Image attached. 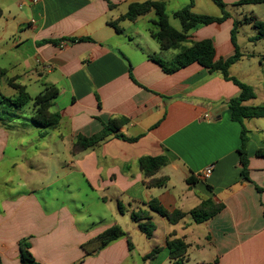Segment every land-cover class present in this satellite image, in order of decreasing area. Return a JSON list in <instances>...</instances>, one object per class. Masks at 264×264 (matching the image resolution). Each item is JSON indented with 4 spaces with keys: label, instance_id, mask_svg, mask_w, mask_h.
<instances>
[{
    "label": "crops",
    "instance_id": "crops-1",
    "mask_svg": "<svg viewBox=\"0 0 264 264\" xmlns=\"http://www.w3.org/2000/svg\"><path fill=\"white\" fill-rule=\"evenodd\" d=\"M146 1L166 2L171 25L182 30L173 13L190 0H0V68L29 93L54 85L59 95L51 111L62 115L59 128L44 135L32 122V105L24 116L0 123L1 264H21L19 244L24 239L40 264H78L86 255L82 246L116 224L129 234L134 249L122 238L81 264H174L167 248L172 234L190 245L182 264H264V157L256 155L264 149V118L244 122L251 180L246 182L238 152L242 127L231 120L229 109L241 90L199 64L164 73L150 58L166 55L150 35L156 30L154 12L136 22H121L122 33L110 26L130 4ZM238 1L224 0L228 6ZM202 3L213 2L194 0V13L203 14ZM211 12L203 15H222ZM233 20L199 27L189 33L190 40L212 39L216 58L228 59L236 52L229 36ZM73 38L92 41L47 42ZM259 43L264 39L252 44ZM238 45L243 57L230 75L236 77L232 71L245 61L256 64L253 74L264 72V48L243 51L239 40ZM0 83L8 85L5 78ZM245 83L257 96L246 105H263L258 102L259 83ZM114 118H126L119 133L138 140L130 143L113 135L71 154L80 135L99 134ZM160 155H167L170 163L157 176L170 181L164 188H146L139 159ZM209 166H214L213 174L204 182L198 175ZM191 176L194 183L188 184ZM73 183L85 188L90 204L81 200L73 209L66 204V188ZM208 198L225 208L202 224L188 214L172 225L152 213L157 228L151 239L131 219L133 211L147 209L155 199L169 211L189 213ZM156 248L159 253L145 260Z\"/></svg>",
    "mask_w": 264,
    "mask_h": 264
},
{
    "label": "trees",
    "instance_id": "trees-1",
    "mask_svg": "<svg viewBox=\"0 0 264 264\" xmlns=\"http://www.w3.org/2000/svg\"><path fill=\"white\" fill-rule=\"evenodd\" d=\"M212 2L221 10L222 15L220 17L194 13V0H190V3L186 7L175 11L173 13V17L180 21L182 26L181 31L171 25L169 15L167 13V4L163 1L132 3L129 5L127 12L124 15H121L117 20L111 22L110 26H112L116 32L122 33L123 29L120 26L121 22H136L140 17L145 16L150 12H154L156 20L153 21V25L156 30H152L150 32L151 37L158 42L162 52H168L171 50L178 51L175 57L170 60H166L158 55L150 56L151 60L158 64L164 73L169 75L175 74L192 64H199L210 73H221L226 81L232 82L241 90L239 97L230 101L229 109L231 120L239 123L242 127L241 146L238 149L241 165L240 174L243 181L251 182L249 178V158L247 154L249 131L247 130L244 122L246 120L264 118V104L260 106L246 105L249 101L256 99L257 96L255 89L251 85L231 76L230 69L243 57L237 39L238 28L241 23L251 24L258 31V35L252 40L253 42H257L264 39V21L258 20L253 15L246 16L241 22L234 21V28L231 31V41L236 52L228 59H217L215 43L212 39L191 41V36L189 35L191 31H194L199 27H206L212 24H222L232 18L231 14L227 11L228 5L224 2V0H212ZM244 5H264V0H239L234 4V6L239 7ZM113 8L114 6L110 5V9ZM2 17L3 10L0 6V20ZM62 41L80 43L84 41H92V39L73 38L47 42L60 44ZM261 61L264 63V56L261 58ZM129 72L130 77L134 80L132 67H130ZM4 78L6 79L8 86L14 89L17 94L14 97H6L0 93L1 124L13 122L17 118L20 111L32 105V122L44 129V133H42V135L59 128L62 115L60 112L51 111L55 100L59 95V90L54 85L45 84L43 91L36 97H32L28 92L27 87L18 82V78H8L7 70L0 68V81ZM18 110L19 112H17ZM127 123L128 120L126 118H114L107 124L103 125V130L99 134L92 137L80 135L73 144L71 154L76 156L88 149L94 148L113 135L130 143L136 142L138 138L129 139L119 133L120 129ZM256 155L258 157H264V149H259ZM169 163L170 160L167 155L145 156L140 158L138 165L144 177V186L149 189H160L166 187L170 178L167 176L158 177L157 175L160 170L166 167ZM187 183L193 184L194 178L192 176L188 178ZM208 188L210 190L212 189L210 187ZM257 188L261 193L262 189L259 187ZM146 206L147 209L133 211L131 213V219L138 225L142 234H144L148 239H151L154 236L157 228L153 221L152 213H156L165 218L172 225L180 223L188 214L192 217L196 224H202L213 219L225 208L223 204H216L211 198L203 200L200 205L191 210L189 213H185L180 210L169 211L156 199L146 204ZM119 210L122 213L124 211L121 205L119 206ZM175 235L176 234H172L167 243L169 257L174 264H182L183 258L188 253L190 245L187 244L184 239L176 238ZM122 238L127 239L129 249L132 251L134 249V244L129 234L120 225L116 224L82 246L86 255L78 264H81L85 258L97 255L101 250ZM30 248L31 245L27 239L20 242L19 249L21 264H40L31 253ZM159 251L160 250L157 248L153 249L144 257V259L148 260L154 258Z\"/></svg>",
    "mask_w": 264,
    "mask_h": 264
},
{
    "label": "rangeland",
    "instance_id": "rangeland-1",
    "mask_svg": "<svg viewBox=\"0 0 264 264\" xmlns=\"http://www.w3.org/2000/svg\"><path fill=\"white\" fill-rule=\"evenodd\" d=\"M211 6H206L204 3L200 4L199 9L202 11L201 13L203 14H207V13H212L211 11L214 10L215 13L221 14V10L214 4L211 3ZM227 11L232 15V19L233 22L234 21H243L245 19L246 16H256L258 19H262L264 21V5H244V6H234L233 5H229L227 7ZM173 22H175L174 24L176 25H181L180 21L172 18ZM181 27V26H180ZM234 28V26H232L230 32H229V36H231V31ZM257 32L255 31L254 27L251 24H247V23H241V25L238 28V34H237V39L239 40L240 46L243 47V51L244 50H255L257 48L258 51H261L264 48V43H259L258 46H255L253 43V41L249 42V39H251L253 36H256ZM177 53V51L172 50L169 52H166L164 55L165 59H168L170 57H172V54ZM253 63V62H252ZM251 62L249 63L248 61H245L244 63H241L239 65H237V67L232 71L236 77L238 79H242L245 82H251V83H259L258 84V102L259 103H264V81H258V77H261L262 79H264V72L263 71H259V73H252L251 70L255 69L256 64H254L253 66L250 65L252 64ZM30 94L32 96H35L38 94V92H35L34 90H30ZM0 93L3 94L6 97H14L17 93L14 89L10 88L8 85H5L4 83H0ZM28 111V109H24L22 112L19 110L17 112H19V115H23ZM14 112V110H13ZM85 188H80L77 184H72L70 189L66 188V192H65V201L66 204L70 206V208H74V207H79L78 203L83 200L86 201L88 204H90V200L88 199V197L85 194ZM91 206V205H90ZM113 208V210L117 213V208L116 206L112 205L111 206ZM91 210L93 212H98V210L96 211L95 207L92 206ZM102 213V212H99ZM105 213V212H104ZM107 214H109L110 212H106ZM105 213V214H106ZM128 220V223L131 224V219L129 217H126ZM123 226H125V224L122 223ZM141 234V233H140ZM142 236V235H141ZM145 239V237H143ZM126 239V238H124ZM136 241V240H135ZM140 248L142 249L144 244L143 243H139Z\"/></svg>",
    "mask_w": 264,
    "mask_h": 264
},
{
    "label": "built area",
    "instance_id": "built-area-1",
    "mask_svg": "<svg viewBox=\"0 0 264 264\" xmlns=\"http://www.w3.org/2000/svg\"><path fill=\"white\" fill-rule=\"evenodd\" d=\"M37 1V0H34ZM213 170H214V166H209L208 168L204 169L199 175L198 178L202 181H207L208 179H210V177L213 174Z\"/></svg>",
    "mask_w": 264,
    "mask_h": 264
}]
</instances>
